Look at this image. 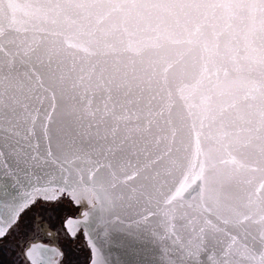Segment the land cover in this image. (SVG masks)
<instances>
[{
    "label": "snow or ice",
    "instance_id": "1",
    "mask_svg": "<svg viewBox=\"0 0 264 264\" xmlns=\"http://www.w3.org/2000/svg\"><path fill=\"white\" fill-rule=\"evenodd\" d=\"M57 201L86 264H264V0H0V243Z\"/></svg>",
    "mask_w": 264,
    "mask_h": 264
},
{
    "label": "rangeland",
    "instance_id": "2",
    "mask_svg": "<svg viewBox=\"0 0 264 264\" xmlns=\"http://www.w3.org/2000/svg\"><path fill=\"white\" fill-rule=\"evenodd\" d=\"M68 203L55 202L56 211H37L32 214L30 222L17 230L15 237L9 238L6 243H0V264H28L23 256V250L29 241L42 240L50 242L45 231L54 234L57 245L64 249L63 258L59 264H86L87 248L82 239L69 241L62 229L61 222L72 209ZM58 215L60 220L55 222L52 215Z\"/></svg>",
    "mask_w": 264,
    "mask_h": 264
},
{
    "label": "water",
    "instance_id": "3",
    "mask_svg": "<svg viewBox=\"0 0 264 264\" xmlns=\"http://www.w3.org/2000/svg\"><path fill=\"white\" fill-rule=\"evenodd\" d=\"M175 178H180L179 177V174L177 173L176 174V177ZM131 183V182H129ZM177 187L179 186L178 184L176 185ZM164 191H167V186H165L164 188ZM190 191V190H189ZM187 193H185L186 195ZM189 203H191V201H189ZM74 206L75 208H77V214L75 217L73 218H76V219H80L82 220L83 217L81 215V212L82 211H90V208L89 206L87 205V203H83L79 208L76 207L75 205H72ZM154 206V205H153ZM123 213L125 215V218L128 219L129 217L131 216H134L135 215V209L132 208V209H129L127 207H125V209L123 210ZM67 233V232H66ZM45 235L46 237H49L50 238V242H44L42 240H34V241H29L26 246L24 247V250H23V256H24V259L25 261L30 264V261L29 259L27 258V256L25 255V252L26 250L32 246V245H36L37 247H40L42 249H45L47 250L44 255L47 259L50 260L51 264H59L60 261L62 260V257H63V253L61 251V248L57 245V243L55 242L54 240V234L51 233V232H48V231H45ZM73 239V238H71ZM84 244H85V241L84 239L82 238ZM86 246V245H85ZM87 248V247H86ZM55 253H60V255H56ZM115 254V253H114ZM159 259V257H157Z\"/></svg>",
    "mask_w": 264,
    "mask_h": 264
},
{
    "label": "flooded vegetation",
    "instance_id": "4",
    "mask_svg": "<svg viewBox=\"0 0 264 264\" xmlns=\"http://www.w3.org/2000/svg\"><path fill=\"white\" fill-rule=\"evenodd\" d=\"M68 206L72 209V213H68L67 216H65V218L62 220V222H63L66 218H68V217H75L76 214H77V208H75V207L72 206V205H68ZM52 218H53V220H55V222H58V221L60 220V217H59L58 215H56V213H55L54 215H52ZM62 222H61L62 229L64 230V233H65L66 238H67L70 242H71V241H74V240H77L78 238L82 239V237H80L79 235L77 236V238H75V239H71V238L67 235L66 230H65V228L63 227V223H62ZM47 238L50 240L49 237H47ZM61 251H62V253L64 254V249H63V247H61ZM62 258H63V257H62Z\"/></svg>",
    "mask_w": 264,
    "mask_h": 264
}]
</instances>
